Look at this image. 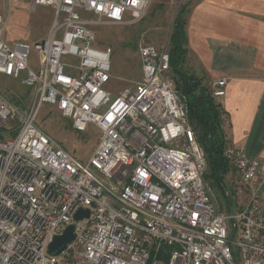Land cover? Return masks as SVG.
<instances>
[{"label":"built area","instance_id":"built-area-1","mask_svg":"<svg viewBox=\"0 0 264 264\" xmlns=\"http://www.w3.org/2000/svg\"><path fill=\"white\" fill-rule=\"evenodd\" d=\"M33 1L53 9L48 33L34 44L38 67L30 44L4 39L9 14L0 10V74L34 90L28 108L0 91V264H264L261 161L226 145L248 196L239 209H224L171 77L169 46L141 41V79L118 93L106 88L113 48L95 45L93 26L139 21L152 0ZM225 84L215 81L212 95H225ZM44 103L78 131L100 129L87 161L38 124ZM80 208L89 215L76 220ZM70 224L74 239L50 252Z\"/></svg>","mask_w":264,"mask_h":264},{"label":"crops","instance_id":"crops-1","mask_svg":"<svg viewBox=\"0 0 264 264\" xmlns=\"http://www.w3.org/2000/svg\"><path fill=\"white\" fill-rule=\"evenodd\" d=\"M185 30L184 68L210 90L215 81L226 80L225 95L216 99L223 109L227 145L259 159L264 171V0H192ZM30 64L38 67L37 58L31 56ZM230 167L225 179L230 197L224 199L229 211L232 198H238L239 209L248 196L240 182L230 180L233 171L239 179Z\"/></svg>","mask_w":264,"mask_h":264},{"label":"rangeland","instance_id":"rangeland-1","mask_svg":"<svg viewBox=\"0 0 264 264\" xmlns=\"http://www.w3.org/2000/svg\"><path fill=\"white\" fill-rule=\"evenodd\" d=\"M191 1L152 0L146 15L139 21L93 26L96 32L95 45L99 48L106 46L113 48L111 58L113 78L106 86L107 89L116 93L141 79L139 43L146 40L158 47L169 46L175 19L181 8ZM0 10L9 14L4 39L9 43L25 42L30 44L32 47L31 56L37 58L38 52L35 50L34 44L36 40L48 33L52 23L53 9L50 6L38 5L33 0L12 3L0 0ZM66 60L71 63H79V58L72 55H66ZM0 91L6 98L19 106L28 108L33 102L34 90L32 87L3 74H0ZM37 122L56 142L82 161L89 159L101 135L100 129L94 124H89L84 131L76 130L73 127L72 119L64 116L49 103H44L41 106ZM1 132L7 133L8 137L16 135V130H2ZM206 173H208L207 182L211 185L219 201L223 202L226 199L225 194L219 182L214 176H211L209 165ZM230 174V180L234 185H239L240 179L237 178L236 172L233 171ZM225 185L230 190L226 180ZM236 200L231 199L232 208L230 210L236 209ZM224 203V206L222 204L223 208L228 209V201L225 200Z\"/></svg>","mask_w":264,"mask_h":264},{"label":"trees","instance_id":"trees-1","mask_svg":"<svg viewBox=\"0 0 264 264\" xmlns=\"http://www.w3.org/2000/svg\"><path fill=\"white\" fill-rule=\"evenodd\" d=\"M188 4L181 8L175 19L169 38L171 77L179 91L185 95L188 106L189 121L192 124L199 143L203 146L210 174L214 176L223 189L226 200L230 197L225 185V176L230 170V163L224 155L227 145L223 129V109L211 93V90L194 74L183 66L187 54V35L185 30ZM209 174V175H210ZM208 176V173H206Z\"/></svg>","mask_w":264,"mask_h":264},{"label":"water","instance_id":"water-1","mask_svg":"<svg viewBox=\"0 0 264 264\" xmlns=\"http://www.w3.org/2000/svg\"><path fill=\"white\" fill-rule=\"evenodd\" d=\"M89 215V209L80 208L75 214V219L79 220L84 216ZM75 237L74 224H70L62 234L56 235L53 241L49 245V251L54 253H59L61 250L65 249L67 244H69Z\"/></svg>","mask_w":264,"mask_h":264}]
</instances>
